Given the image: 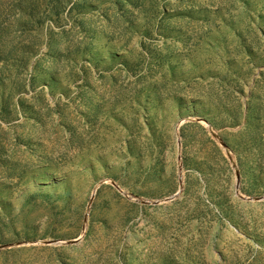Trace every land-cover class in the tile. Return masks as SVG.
<instances>
[{
	"label": "rangeland",
	"instance_id": "obj_1",
	"mask_svg": "<svg viewBox=\"0 0 264 264\" xmlns=\"http://www.w3.org/2000/svg\"><path fill=\"white\" fill-rule=\"evenodd\" d=\"M0 264H264V0H0Z\"/></svg>",
	"mask_w": 264,
	"mask_h": 264
}]
</instances>
